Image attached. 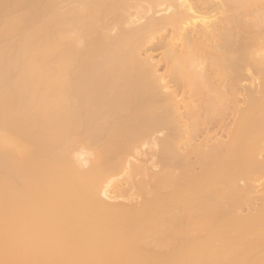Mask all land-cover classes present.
Segmentation results:
<instances>
[{
  "label": "bare ground",
  "instance_id": "obj_1",
  "mask_svg": "<svg viewBox=\"0 0 264 264\" xmlns=\"http://www.w3.org/2000/svg\"><path fill=\"white\" fill-rule=\"evenodd\" d=\"M0 264H264V0H0Z\"/></svg>",
  "mask_w": 264,
  "mask_h": 264
}]
</instances>
